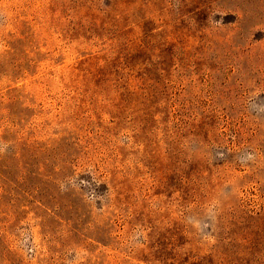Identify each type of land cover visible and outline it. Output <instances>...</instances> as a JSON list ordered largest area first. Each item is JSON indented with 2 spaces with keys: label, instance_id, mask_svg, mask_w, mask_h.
I'll return each instance as SVG.
<instances>
[{
  "label": "rangeland",
  "instance_id": "374dc122",
  "mask_svg": "<svg viewBox=\"0 0 264 264\" xmlns=\"http://www.w3.org/2000/svg\"><path fill=\"white\" fill-rule=\"evenodd\" d=\"M0 264H264V0H0Z\"/></svg>",
  "mask_w": 264,
  "mask_h": 264
}]
</instances>
